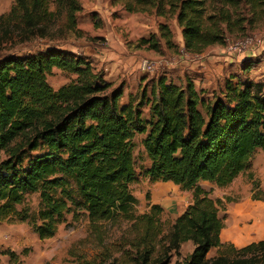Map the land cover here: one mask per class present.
<instances>
[{
  "label": "trees",
  "instance_id": "trees-1",
  "mask_svg": "<svg viewBox=\"0 0 264 264\" xmlns=\"http://www.w3.org/2000/svg\"><path fill=\"white\" fill-rule=\"evenodd\" d=\"M54 1L66 9L65 27L77 31L79 1ZM152 1L137 3L159 6ZM162 3L176 16L185 52L198 54L224 43L220 22L205 24L202 0ZM54 13L48 0H14L0 16V30L7 36L16 28L19 40L27 41L44 35ZM158 29L166 47H175L168 25L161 23ZM139 43L161 49L155 34ZM52 68L75 77L54 89L46 79ZM122 94V85L106 80L88 58L62 48L0 58V221L27 219L16 205L37 192L40 207L33 230L39 238L52 237L66 213L83 210L94 227L102 221L130 223L138 236L132 264H169V255L186 241L193 249L185 264L263 262L264 239L238 248L220 240L223 202L210 197L199 182L227 186L256 149L264 153V82L229 78L222 93L209 101L191 80L180 85L159 76L136 101L120 103ZM135 134H144L141 144L150 162L145 172L151 180L192 190L191 203L165 236L159 204L143 213L134 209L137 200L129 184L136 175ZM224 245L231 257H206L211 248ZM158 246L165 248L162 256H155Z\"/></svg>",
  "mask_w": 264,
  "mask_h": 264
},
{
  "label": "rangeland",
  "instance_id": "rangeland-1",
  "mask_svg": "<svg viewBox=\"0 0 264 264\" xmlns=\"http://www.w3.org/2000/svg\"><path fill=\"white\" fill-rule=\"evenodd\" d=\"M78 1L81 8L75 13L77 31L65 27V7L48 0L49 10L55 13L44 35L37 34L21 41L16 28H12L7 36L0 30V58L10 54L31 55L50 47L81 54L91 61L95 70L103 73L106 80L112 78L110 81L114 86L122 85L120 103L138 100L142 90H148L159 76L180 85L191 80L209 101L222 93L229 78L233 82H264V0H202L206 8L205 24L219 21L225 41L207 46L201 53V61L203 59L205 63L192 68L184 63V60H191L186 58L189 54L180 59L185 52L180 50L183 42L181 27L168 5L163 6L162 0L152 1L158 3V7L151 3H137L138 0ZM13 2L0 0V16L9 12ZM224 15L226 19L222 18ZM208 16L213 19L209 20ZM161 23L167 24L171 30L175 47H166L160 37L158 26ZM152 34L159 40V52L139 43L140 38ZM245 36L256 37L261 43L240 54L226 49L228 44ZM107 53L117 55L108 61ZM142 59L156 61V68L153 71L140 69ZM74 77V74L57 68H52L46 75L54 89ZM142 110L147 117V107ZM143 137L144 134H135L133 138L136 175L129 189L137 200L136 213L147 212L151 204L162 207L160 220L165 236L175 218L191 203L192 190L170 181L149 178L145 169L150 162L141 144ZM199 184L210 197L223 202V208L218 211L224 223L221 238L232 236L236 241L220 239L222 242L238 248L264 239V153L260 149L255 150L248 166L227 186H218L212 181H200ZM39 207V194L28 193L16 205V209L26 212L28 218L0 221V264H111L113 261L132 264L131 256L137 252L133 242L138 236L130 223L102 221L94 227L81 210L74 215L66 213L64 222L58 225L52 237L39 238L33 230ZM227 246L211 248L206 257L219 254L231 257ZM192 249L190 241L182 243L177 253L169 255V264H185ZM164 250L158 246L155 256H162ZM258 264H264V261Z\"/></svg>",
  "mask_w": 264,
  "mask_h": 264
},
{
  "label": "built area",
  "instance_id": "built-area-1",
  "mask_svg": "<svg viewBox=\"0 0 264 264\" xmlns=\"http://www.w3.org/2000/svg\"><path fill=\"white\" fill-rule=\"evenodd\" d=\"M261 43V40L258 38H253L251 36H245L242 39L232 42L226 46V49L229 52H233L235 54H240L246 51H249L255 47H257L258 44ZM163 60H161L162 62ZM157 62L147 59H142L139 62V68L142 70L147 71H153L156 68Z\"/></svg>",
  "mask_w": 264,
  "mask_h": 264
},
{
  "label": "crops",
  "instance_id": "crops-1",
  "mask_svg": "<svg viewBox=\"0 0 264 264\" xmlns=\"http://www.w3.org/2000/svg\"><path fill=\"white\" fill-rule=\"evenodd\" d=\"M180 50L183 52L184 50H183V42H181L180 43ZM184 53V55H183V57H180V59L182 60V58H185V56L187 55V54H189V56H186V58L188 59V58H191V60H188V62H186V60H184V63H185V66H189L190 68H192L193 66H197L198 64L199 65H202L203 64V62H204V60L202 59V61H201V58H203V55L201 54V53H196V54H192V53H188V52H183ZM114 55V56H113ZM113 55H111V54H106V57L107 58H109L110 60H108V61H112L113 59H111L112 57H115V55H117L116 53H114ZM208 60H210V59H208ZM198 61H200V62H198ZM205 63V62H204ZM109 81L110 80H112V78L111 79H108ZM236 213H241V212H239V211H235ZM231 226V225H230ZM224 229V228H223ZM223 229L221 230V232L223 231ZM221 232H220V239H224V240H228V241H236V239H234L232 236H228V237H224V238H221Z\"/></svg>",
  "mask_w": 264,
  "mask_h": 264
}]
</instances>
